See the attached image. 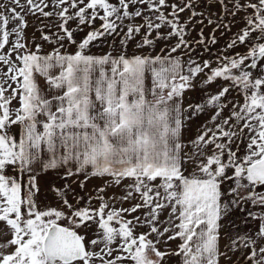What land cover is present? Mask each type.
<instances>
[{"label": "snow or ice", "instance_id": "obj_1", "mask_svg": "<svg viewBox=\"0 0 264 264\" xmlns=\"http://www.w3.org/2000/svg\"><path fill=\"white\" fill-rule=\"evenodd\" d=\"M174 257L264 264V0L0 3V264Z\"/></svg>", "mask_w": 264, "mask_h": 264}, {"label": "crops", "instance_id": "obj_2", "mask_svg": "<svg viewBox=\"0 0 264 264\" xmlns=\"http://www.w3.org/2000/svg\"><path fill=\"white\" fill-rule=\"evenodd\" d=\"M95 49H97V48H95ZM212 88L214 89L215 86L213 85ZM186 95L189 96V97H192L193 100H197V99L199 98V96L201 95V93H200L199 91H196V92H189V93H187ZM233 95H234V94H233ZM186 102H187V101H186ZM200 119L202 120V119H204V118L201 117ZM195 127H196V124L194 123V124H193V128H192V132H190L188 135H191L192 133H194V131H195ZM37 179H38V181H39V183H40L41 185H44L45 180H48V179H56V177H55V176H45V175H43L42 173L38 172V173H37ZM100 183H101V181H99V180H92V181L89 182V184H88V188H92V186H93L94 184H95V185H99ZM86 191H87V189H86ZM125 207H127V205H125ZM244 216H245V213H242V212H240V211H238V210H237L236 212L233 213V216H232L233 223H234L235 225L238 226V227L236 228V231L243 232V231H246L248 228L253 227V224H252L251 222H249L248 224H243V223H242V221H243V219H244ZM230 232H231V229H230L229 227L226 226L225 229H224V233H230ZM225 242H226L225 240H222V242H221L222 245H223ZM177 243H178V241L171 242V244H170L171 248H173V249L176 248ZM161 247H163V246H161ZM237 255H239V253H237ZM149 256H150V258L153 259V260L156 259V257H155L154 255H152L151 253L149 254ZM178 259H179V258H176V257L172 258V259L170 260L169 264H176V261H177ZM235 259H236V256H233V260H235ZM222 264H224L223 261H222ZM240 264H244L243 260L240 261Z\"/></svg>", "mask_w": 264, "mask_h": 264}, {"label": "rangeland", "instance_id": "obj_3", "mask_svg": "<svg viewBox=\"0 0 264 264\" xmlns=\"http://www.w3.org/2000/svg\"><path fill=\"white\" fill-rule=\"evenodd\" d=\"M6 2H7V0H0V3H6ZM184 15L186 16L187 13H185ZM28 20H29V27H28L27 31H28L29 34H31V33L33 32V26L36 25V24H38L39 21L36 20L34 17H29ZM197 30H198V29H197ZM210 31H211L210 28L205 29V34L207 35V33L210 32ZM234 31H236V28H233V32H234ZM36 35L39 36V32H37ZM195 35H196V33L193 32V33H192V36H195ZM216 35H217V36H220V33L217 32ZM227 39H228L227 36H225L223 39H221V40H220V44L217 45V46H215V47H213L212 51H216V48H218V47H220L221 45H223V44L226 42ZM161 46H162V44H158V45H157L156 52L159 51V48H160ZM108 50H109V49L107 48V46H105V47H103V48H97V49L94 48V49H93V52H95L96 54H100L101 52L108 51ZM132 50H133V49H132V46H130V47H129V52H131ZM152 54H155V53H152ZM205 58H207V54L205 55Z\"/></svg>", "mask_w": 264, "mask_h": 264}]
</instances>
